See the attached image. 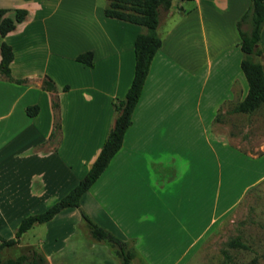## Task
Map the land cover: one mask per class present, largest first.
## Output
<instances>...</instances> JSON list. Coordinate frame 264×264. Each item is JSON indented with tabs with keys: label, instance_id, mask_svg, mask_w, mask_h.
<instances>
[{
	"label": "crops",
	"instance_id": "1",
	"mask_svg": "<svg viewBox=\"0 0 264 264\" xmlns=\"http://www.w3.org/2000/svg\"><path fill=\"white\" fill-rule=\"evenodd\" d=\"M105 4L0 0L11 17L14 8L27 9L23 20L0 34V44L5 40L13 50L11 75L27 79L0 73L1 235L13 236L24 215L44 210L77 184L114 123L112 101L131 83L134 39L143 27L105 15ZM249 4L172 0L160 11L161 45L123 143L81 196L90 217L134 250L132 264L204 260L210 241L232 220L237 202L218 210V148L228 158L235 142L249 137L251 113L233 110L248 91L237 21ZM259 44L264 63V26ZM85 50L93 51V66L75 59ZM44 76L54 80V91L42 87ZM53 96L60 128L50 138ZM33 104L39 109L30 115ZM262 179L264 171L243 190ZM44 223V234L33 230L25 242L50 264H120L113 248L90 235L78 208L66 207Z\"/></svg>",
	"mask_w": 264,
	"mask_h": 264
},
{
	"label": "trees",
	"instance_id": "2",
	"mask_svg": "<svg viewBox=\"0 0 264 264\" xmlns=\"http://www.w3.org/2000/svg\"><path fill=\"white\" fill-rule=\"evenodd\" d=\"M172 0H106L104 13L107 16L139 24L143 30L137 33L134 39V73L130 85L122 98L113 99L115 119L102 147L85 175L66 194L50 204L44 210L24 215L18 222L14 235L5 237L0 234V264H50L45 255L35 246H29L26 251L16 256H5L6 247L17 245L23 232L36 223H44L54 217L56 213L66 207L78 208L81 218L88 228L90 235L105 242L113 248L120 264H132L134 250L127 246L126 241L115 235L110 230L99 225L81 206L82 194L93 184L123 143L127 127L132 121V112L139 99L145 78L148 74L151 60L161 45V36L157 32L161 10H168ZM9 8L0 7V34L4 36L12 30L16 23L23 20L27 9L14 8V16L7 15ZM240 33V47L243 52L241 68L248 82V91L245 97L238 102L233 110L252 112L264 108V63L260 47V35L264 26V0H250V4L237 21ZM0 73L10 80L25 82L26 78H15L11 75L9 63L13 58V50L5 40L0 44ZM76 60L93 66V51L85 50L78 53ZM42 87L49 91L55 90V82L49 76L42 79ZM64 89L68 85H64ZM58 99L52 97L54 125L49 135L55 137L59 133L60 122L58 115ZM37 104L27 106L30 115L36 114ZM232 245L246 247L238 238H233ZM264 258V253L262 254ZM258 256L241 264H256Z\"/></svg>",
	"mask_w": 264,
	"mask_h": 264
},
{
	"label": "rangeland",
	"instance_id": "3",
	"mask_svg": "<svg viewBox=\"0 0 264 264\" xmlns=\"http://www.w3.org/2000/svg\"><path fill=\"white\" fill-rule=\"evenodd\" d=\"M106 1V0H105ZM76 15L74 13L71 14ZM158 32V31H157ZM251 113L249 137L246 140L235 142V153L228 154V158L219 154V169L217 174V198L218 210L224 204L237 202L234 207L232 220L219 229L216 239L210 241L209 255L201 256L191 264H241L250 260L253 256H258L256 264H264V179L259 183L243 188L253 181L262 171H264V110L263 107ZM228 129V128H227ZM237 128H232L236 131ZM239 145L241 148L236 147ZM204 148V143H202ZM256 148V149H255ZM251 149L260 154L256 159L246 155L245 150ZM214 176H212L213 179ZM214 191L212 184L211 200L213 201ZM205 213L203 214V217ZM83 230L85 231V227ZM36 230L37 235L45 232V223H36L32 228L23 233L20 243L6 247L3 251L5 256H16L26 251L32 244L25 242L30 232ZM5 236V234H2ZM14 235V234H13ZM7 237V236H5ZM233 238H238L246 244V247L232 245ZM112 248V247H110Z\"/></svg>",
	"mask_w": 264,
	"mask_h": 264
}]
</instances>
